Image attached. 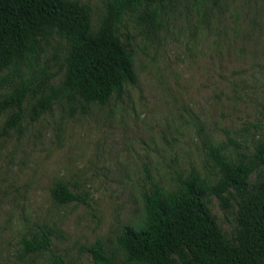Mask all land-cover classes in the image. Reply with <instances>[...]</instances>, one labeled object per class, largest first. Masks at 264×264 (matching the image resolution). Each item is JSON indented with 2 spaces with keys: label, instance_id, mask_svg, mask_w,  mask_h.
<instances>
[{
  "label": "rangeland",
  "instance_id": "1",
  "mask_svg": "<svg viewBox=\"0 0 264 264\" xmlns=\"http://www.w3.org/2000/svg\"><path fill=\"white\" fill-rule=\"evenodd\" d=\"M92 28L107 0H78ZM127 14L122 39L134 55L137 82L105 103L55 101L37 119L36 100L23 104L20 122L5 130L16 110L0 105V264H95L83 250L97 239L108 264H131L118 245L126 225L144 216V193L155 184L179 185V176L199 172L208 184L222 176L214 151L231 161L250 159L264 141V0H166ZM48 47L36 68L63 76L61 58ZM47 60V62H46ZM0 71V100L27 73L22 64ZM40 71V70H39ZM64 180L87 203H59L51 194ZM202 196L224 237L237 243L242 195ZM247 190L264 198V165ZM51 230L46 251L27 252L24 239ZM173 264H181L179 262Z\"/></svg>",
  "mask_w": 264,
  "mask_h": 264
},
{
  "label": "trees",
  "instance_id": "2",
  "mask_svg": "<svg viewBox=\"0 0 264 264\" xmlns=\"http://www.w3.org/2000/svg\"><path fill=\"white\" fill-rule=\"evenodd\" d=\"M165 1L107 0L99 25L92 28L87 7L78 0H0V71L12 65L16 73L22 64L28 66L27 73L17 74L20 79L11 83L9 93L0 100L2 108L16 109L5 130L20 122L23 104L32 94L36 96L33 119L57 100L66 99L73 109L77 102H84L85 111L89 103L121 98L127 85L137 82L134 55L121 35L125 16L145 10L152 17V6ZM50 46L61 58L63 76L57 84L55 71L48 66L36 68ZM214 152L222 174L216 183L208 184L192 171L179 176L174 189L155 184L144 193L142 220L124 226L118 236V245L131 264H264V198L257 190H247L251 173L264 165V141L250 159L231 161L221 148ZM231 188L242 195L237 243L224 237L202 201L206 193L223 200ZM51 194L59 203L88 202L61 179L54 182ZM41 233L24 239L27 252L50 249L51 230ZM83 250L92 254L95 264L110 261L100 239ZM52 264L67 263L58 255Z\"/></svg>",
  "mask_w": 264,
  "mask_h": 264
}]
</instances>
